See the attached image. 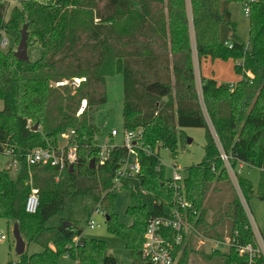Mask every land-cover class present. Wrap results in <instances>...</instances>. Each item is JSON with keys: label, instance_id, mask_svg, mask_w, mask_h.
<instances>
[{"label": "trees", "instance_id": "trees-1", "mask_svg": "<svg viewBox=\"0 0 264 264\" xmlns=\"http://www.w3.org/2000/svg\"><path fill=\"white\" fill-rule=\"evenodd\" d=\"M190 2L199 61L233 60L235 73L241 76L237 83L219 84L202 76L198 87L187 0H26L13 8L8 21L9 4L0 0V42L4 34L19 41L27 26L28 47L39 44L43 51L37 62H23L13 49L0 50V141L25 153L57 145L58 138L70 130L77 134L76 162L59 180L58 168H29L24 159L16 177L0 170V220L17 224L26 245L43 249L32 255L25 252L18 262L8 264H58L65 254L79 264H118L114 256L105 255L104 241L83 238L84 231L61 216L71 201L82 199L113 216L114 180L129 151L117 146L100 165V129L92 116L94 109L107 103L106 79L115 74L123 76L124 129L138 132L137 180L154 197L149 211L129 182L124 183L120 189L132 191L138 227L125 230L107 222L108 232L125 241L131 264H147L142 253L147 221L164 215L163 208L173 206L175 200L159 149L175 157L187 141L184 129L190 128L206 131L205 156L188 169L182 183L185 199L199 213L190 219L206 238L216 240H223L217 228L226 220L235 240L206 257L217 264H264L262 252L252 259L240 255V248L253 246L256 251L258 247L237 197L215 225L207 224L203 210L217 184L229 181L218 142L235 171L241 162L261 171L257 189L247 177L238 174L237 178L247 202L255 197L264 201V0ZM233 3L249 5L248 43L237 36L230 10ZM74 78H86L74 92L68 86H52ZM84 101L87 107L79 115ZM32 187L40 193V206L33 215L25 210ZM260 232L264 245V228ZM77 238V249H69ZM195 251L200 250L186 246L178 264H189Z\"/></svg>", "mask_w": 264, "mask_h": 264}, {"label": "rangeland", "instance_id": "rangeland-1", "mask_svg": "<svg viewBox=\"0 0 264 264\" xmlns=\"http://www.w3.org/2000/svg\"><path fill=\"white\" fill-rule=\"evenodd\" d=\"M9 4V9L7 13L6 20L8 21L10 14L15 6L21 7L23 1L26 0H5ZM38 2H49L50 0H31ZM188 6V18L191 23V38L194 48V67L197 75L198 87L200 88L201 77H206L208 79H215L220 82V84L226 83H237L239 81V76L235 73V63L233 60L227 62L224 61H210L207 64L199 61L194 44V30L192 25V10L191 2L187 0ZM231 11H233V19L237 20V36L241 38L244 42L248 43L249 40V18L245 17L244 14V4L243 3H233L231 5ZM236 18V19H235ZM239 24V25H238ZM4 37L8 38L10 46L7 49L2 50L8 52L13 49L14 52L17 51L19 41H14L9 35L4 34ZM1 50V49H0ZM29 59L31 62H37L43 56L42 47L39 44H31L28 48ZM75 79V78H74ZM71 80H66L60 83H70ZM53 87L60 88L63 86L70 87L69 84H64L62 86L58 84H52ZM71 89V87H70ZM76 91V90H75ZM71 92H74L71 89ZM106 92L108 101L105 105L94 109L93 113V124L100 129V134L97 136V142L100 146H103L107 139L110 141V145L113 147L123 146L125 140V129L123 120V76L121 74H115L106 79ZM3 109V103L0 102V110ZM112 130L119 132V136L115 138H110ZM136 134L138 132H135ZM184 133L187 136L186 144L183 148H180L177 155L174 157L171 155L170 151L164 148L159 149V156L161 163L164 166L165 176L167 179H172L174 175L173 167L177 163L181 170V174L184 178L188 175V169L200 164L205 156V129L201 128H190L184 129ZM60 144H64L63 139H59ZM189 140L192 142L189 143ZM132 157L131 160H134ZM3 163L7 160L2 159ZM241 171V175L247 177L253 184L254 188L257 189L260 179L261 171L257 168H250V166H245L243 169L238 167ZM17 174H12V177H16ZM129 184L132 186V190L135 191L137 197L142 200L149 211L153 208L154 197L151 194L143 191L140 187V183L136 179L129 180ZM131 189H115L111 193L113 216L101 213H97L99 209H96L95 203L89 199L74 200L71 201L64 212L62 213V218L70 220L73 227L76 229H81L84 231L83 238H94L102 240L106 243L107 256H114L118 264H131L132 257L127 249L125 241L111 233L107 230V222L112 221L116 225L120 226L125 230L134 231L137 229L139 220H137L138 212L133 210L131 207ZM237 197L242 206L244 207L245 213L248 217L249 224L254 232V239L256 241L258 249L254 250V254L262 252L261 243V230L264 228V201L258 198H252L249 202L246 201L241 187H237L229 176V181L220 182L217 184V189L212 191L208 196L205 206L203 208L205 212V218L207 224L210 226L218 223L221 215H223L228 209L229 204L233 199ZM95 209V213L93 212ZM93 213V214H92ZM105 213V212H104ZM60 219V218H58ZM57 219V220H58ZM93 220L95 222V227L90 228L88 226V221ZM223 224L217 228L218 233L223 237V240L229 244L235 243L233 237L230 236V226L227 221L222 220ZM14 227L13 222L7 220H0V232L7 237V240H0V264H8L10 262H18L20 256L16 251V240L14 238ZM76 247V248H75ZM253 247V246H251ZM77 249V246L73 244L69 249ZM196 248V247H195ZM197 249V248H196ZM213 245L207 243L201 248L197 249L200 251H195L190 255L189 264H217L216 260H208L206 256L211 254ZM254 249V247H253ZM42 248L36 244H28L26 248V253L32 255L35 253L42 252ZM264 252V251H263ZM262 252V253H263ZM254 254L249 252H240V255L248 256L253 258ZM69 254L62 255L59 258L58 264H79L78 260H73L70 258ZM264 256V255H263Z\"/></svg>", "mask_w": 264, "mask_h": 264}, {"label": "built area", "instance_id": "built-area-1", "mask_svg": "<svg viewBox=\"0 0 264 264\" xmlns=\"http://www.w3.org/2000/svg\"><path fill=\"white\" fill-rule=\"evenodd\" d=\"M244 14L246 18L250 17V8L248 4H244ZM8 46H10V42L8 38L3 36V39L0 42V49L5 50ZM231 47L232 46L230 45V48ZM247 76L252 78L250 73H247ZM84 82H86V78H75L70 83H59V85L62 86L64 84H69L71 89L75 91L79 89V87ZM86 107L87 102L84 101L79 115L84 112ZM29 124L31 123L29 122ZM76 135L77 134L75 130H70L58 138L57 145L54 146L53 144H50L47 148L36 147L25 153H18L14 146L0 141V170L9 172L11 174H18L21 168L20 159H24V162L29 168L38 165H50L52 167L58 168L59 176L57 180H59L61 178V174L76 162L77 144L74 140ZM125 135L123 147L128 149L129 155L125 159L123 166L116 172V178L114 180L116 189L122 188L124 183L129 182L131 179L137 180V176L141 170L137 153L135 151L138 134L135 132L125 131ZM117 136H119V132L112 130L110 138H115ZM59 139H63L65 143L60 144ZM100 147L101 153L99 163L100 165H104L115 147L110 145L109 139H107L105 144ZM218 147L220 148L221 159L224 162L225 168L230 178L232 179L233 183L239 187L237 177L238 174L241 175V171H235L233 169L230 163V157L224 152L219 142ZM132 157H135V159L131 160ZM2 159H6L7 161L3 163ZM245 166L248 165L244 162H241L239 168L243 169ZM173 171V178L169 179L175 193L173 206H165L163 208L165 214L160 217L149 218L145 227L142 253L147 264H178L182 250L186 246H195L197 249H199L209 243L213 245L212 251H214L224 247L227 248L235 244H229L224 240L206 238L202 232L199 231V229L196 227V224L190 219L192 215L199 216V213L194 211L192 204L185 199L184 186L182 185L185 178L182 176L181 170L177 163L174 164ZM30 184L32 185V180L30 181ZM39 206V190L32 187L26 200L25 210L28 214L33 215L37 213ZM97 213L104 215L103 211L100 209ZM88 226L90 228H94L95 222L90 219ZM255 229H258L257 226L253 230ZM192 239L194 240L192 241ZM0 240H7V237L1 232ZM261 243L263 244L262 239ZM73 244L78 246V244H80V238L75 239ZM179 247L181 250L177 249ZM262 249L264 251V245L262 246ZM241 251L254 254V249L251 246L240 248V252Z\"/></svg>", "mask_w": 264, "mask_h": 264}, {"label": "water", "instance_id": "water-1", "mask_svg": "<svg viewBox=\"0 0 264 264\" xmlns=\"http://www.w3.org/2000/svg\"><path fill=\"white\" fill-rule=\"evenodd\" d=\"M28 31H27V26L24 27V29L21 31V41L19 43L18 49L15 52V56L18 60L23 61V62H29V54H28ZM38 125H35L33 130H38ZM192 141L189 140V143ZM91 167L95 168L96 167V161L92 159L90 161ZM71 168H73L71 166ZM71 223H65L64 226H70ZM14 238L16 240V251L19 256H22L26 252L27 245L21 236L20 230L18 225L16 224L14 227Z\"/></svg>", "mask_w": 264, "mask_h": 264}, {"label": "crops", "instance_id": "crops-1", "mask_svg": "<svg viewBox=\"0 0 264 264\" xmlns=\"http://www.w3.org/2000/svg\"><path fill=\"white\" fill-rule=\"evenodd\" d=\"M230 7H231V6H230ZM230 10H231V8H230ZM231 13H232V19H233V11H231ZM235 19H236V18H235ZM233 21L236 22L237 20H234V19H233ZM238 25H239V24H238ZM238 28H239V26H238ZM238 28H237V29H238ZM240 39H241V38H240ZM210 61L212 62V60L208 59V60H205V61L201 62V64H202V63L207 64V63L210 62ZM205 78H206V77H205ZM214 80H215V79H214ZM240 80H241V76H239V81H240ZM217 82H218V81H217ZM218 83L220 84V82H218ZM231 84H233V83H231ZM78 263H79V262H78Z\"/></svg>", "mask_w": 264, "mask_h": 264}]
</instances>
